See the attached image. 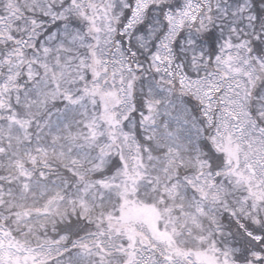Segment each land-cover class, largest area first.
Returning <instances> with one entry per match:
<instances>
[{
    "label": "snow or ice",
    "instance_id": "snow-or-ice-1",
    "mask_svg": "<svg viewBox=\"0 0 264 264\" xmlns=\"http://www.w3.org/2000/svg\"><path fill=\"white\" fill-rule=\"evenodd\" d=\"M0 264H264V0H0Z\"/></svg>",
    "mask_w": 264,
    "mask_h": 264
}]
</instances>
